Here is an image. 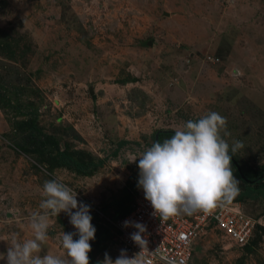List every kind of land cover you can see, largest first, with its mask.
Returning a JSON list of instances; mask_svg holds the SVG:
<instances>
[{"label":"rangeland","instance_id":"374dc122","mask_svg":"<svg viewBox=\"0 0 264 264\" xmlns=\"http://www.w3.org/2000/svg\"><path fill=\"white\" fill-rule=\"evenodd\" d=\"M0 2V254L14 237L33 238L30 217L41 211L45 181L76 191L93 218L137 185L139 161H131L157 132L162 143L172 135L161 132L217 112L230 147L243 143L232 158L252 181L231 162L240 181L232 203L263 226L242 248L217 230L206 233L193 264H264V0ZM33 113L61 150L103 165L82 173L20 151L23 130L15 125ZM121 211H101L104 231L90 241L89 264L120 256L103 215ZM63 231L75 232L68 215L50 216L39 255L63 256Z\"/></svg>","mask_w":264,"mask_h":264},{"label":"clouds","instance_id":"9594fccd","mask_svg":"<svg viewBox=\"0 0 264 264\" xmlns=\"http://www.w3.org/2000/svg\"><path fill=\"white\" fill-rule=\"evenodd\" d=\"M225 136H230L226 118L209 112L198 120L187 121L171 138L162 143L156 141L139 157H133L131 163L139 161L137 187L143 190L155 216L166 221L180 214L210 213L232 202L240 191V181L234 176L231 160L243 143L236 141L230 147ZM41 195V211L30 217L33 238L20 241L14 237L0 259L6 260V264H89L90 241L96 233L90 206L78 202L77 192L58 179L45 181ZM61 212L68 215L75 232L61 233L63 256H41L42 245L48 239L50 216ZM129 226L137 230L131 234L132 241L141 249L147 246L142 236L145 226L125 221L124 227ZM142 261L138 254L128 258L121 250L115 261L105 253L100 264H142Z\"/></svg>","mask_w":264,"mask_h":264},{"label":"built area","instance_id":"2783aa9c","mask_svg":"<svg viewBox=\"0 0 264 264\" xmlns=\"http://www.w3.org/2000/svg\"><path fill=\"white\" fill-rule=\"evenodd\" d=\"M214 61V59H209ZM218 62V59H215ZM131 210L123 215L106 218L115 230V240L128 258L138 254L142 264H193L198 240L208 232L217 230L224 239L236 247H245L253 240L256 229L263 226L261 220L246 215L239 204L218 206L210 213L180 214L166 221L153 214L150 202L144 199L143 190L130 188ZM101 218V211H95ZM136 222L145 226L142 234L147 246L142 249L131 239L135 227H124V222Z\"/></svg>","mask_w":264,"mask_h":264},{"label":"trees","instance_id":"16d2710c","mask_svg":"<svg viewBox=\"0 0 264 264\" xmlns=\"http://www.w3.org/2000/svg\"><path fill=\"white\" fill-rule=\"evenodd\" d=\"M3 97H4L3 95H0V98ZM0 103L2 104L3 102L0 100ZM15 126L17 128H22L23 130L21 143H19L17 147L20 151L24 153L47 154L49 157H51L52 161L58 164L59 166L69 167L72 170H76L82 173H88L103 165L104 160H100L98 162H94L92 160L89 162H85V160H83L84 152L82 151H75L69 153L67 149L61 150L60 146L53 139L52 136L43 133L41 127L36 122V115H34V113L31 114L29 120H25L24 122H17ZM159 133L160 132H157L156 134L157 137L159 136ZM167 133L170 135H174L175 132L172 131L161 132V134H167ZM232 165L234 166L233 163ZM245 178L248 179V176L246 174H245ZM135 187H137V185ZM129 190L130 188L125 189L123 192L124 195L122 197L116 199L114 202L105 204L101 208V211L105 212L109 207H114V206L117 207L118 205L122 209L120 213H117L118 215H123L129 212L131 210V202H132V197ZM98 220H100V218L98 217L97 214H94L91 223L96 228V230L102 232L104 231V228L101 225L96 224L97 223L96 221ZM99 249L100 248H98V250Z\"/></svg>","mask_w":264,"mask_h":264},{"label":"water","instance_id":"95a60500","mask_svg":"<svg viewBox=\"0 0 264 264\" xmlns=\"http://www.w3.org/2000/svg\"><path fill=\"white\" fill-rule=\"evenodd\" d=\"M155 138H156V141H157V135L155 136ZM231 162L234 164V166H235L237 172L239 173L240 177H241L243 180H245L246 182H250V183H252V181L247 180V179L243 176V174L241 173V170H240L238 164L236 163V161H235L233 158H232Z\"/></svg>","mask_w":264,"mask_h":264},{"label":"crops","instance_id":"0c3cea01","mask_svg":"<svg viewBox=\"0 0 264 264\" xmlns=\"http://www.w3.org/2000/svg\"><path fill=\"white\" fill-rule=\"evenodd\" d=\"M223 59H224V58H223ZM199 73H202L201 70H199ZM198 76H203V75H200V74H199ZM74 135L76 136V134H74ZM109 208H111V207H109ZM109 208H108V209H109Z\"/></svg>","mask_w":264,"mask_h":264}]
</instances>
